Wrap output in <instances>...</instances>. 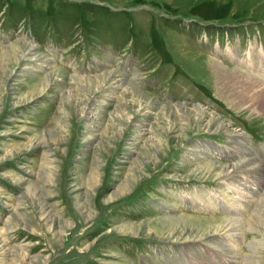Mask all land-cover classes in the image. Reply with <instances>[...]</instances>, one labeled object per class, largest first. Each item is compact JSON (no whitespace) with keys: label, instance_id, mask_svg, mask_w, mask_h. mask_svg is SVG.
<instances>
[{"label":"rangeland","instance_id":"1","mask_svg":"<svg viewBox=\"0 0 264 264\" xmlns=\"http://www.w3.org/2000/svg\"><path fill=\"white\" fill-rule=\"evenodd\" d=\"M252 47L264 0H0V264H264Z\"/></svg>","mask_w":264,"mask_h":264},{"label":"bare ground","instance_id":"2","mask_svg":"<svg viewBox=\"0 0 264 264\" xmlns=\"http://www.w3.org/2000/svg\"><path fill=\"white\" fill-rule=\"evenodd\" d=\"M256 51H257L256 48L252 47V48L249 49V52L247 53V57H248L247 61L248 62L246 61L245 65H246V69H247L248 75L242 73V71H241L242 68L241 67H238V68H240L238 71L234 70L233 72H231V75H232L233 79L238 80L237 83L245 85V86H247L249 88L262 87L261 90L259 91L260 95L255 99V104L258 106V109L264 115V79L261 78L262 77L261 75L264 73V69H262V67H264V61L260 60L258 57H256V59H255L254 56H251V53L252 52H256ZM227 54L229 56L232 55V53H230V51ZM237 59L238 60L233 61L235 64L240 63L239 61H243L244 60V58H243V60H241L240 54H239ZM231 60H234V58L231 57ZM211 63H213V65H214L215 62L211 61ZM216 65L219 66V67L223 66L221 63L219 64L218 61H216ZM260 65L262 66L261 68H260ZM253 70L257 71V73H258L257 75L258 76H253L251 74V73H254ZM195 110H196L195 113L198 116L199 120H202L203 117L205 116L204 111L201 108H199V107H195ZM217 123L219 124L217 119H212L209 122L208 128H211V127L214 128V126H216V128H214L216 131L218 129H219V131H220V129L222 131V128H221L222 123L220 122L221 125H218ZM233 138L236 139L235 145L237 144L239 146V149H244L243 152L246 153L247 158L244 161H242V162H240V163H238L236 165L231 166V169H233L235 172H237L238 170H242L243 172H246V174H248V178L249 177L254 178L252 176H255L256 179H258V178L260 179V177L263 174L262 170L264 168V165L258 164V162L255 159H252L253 157L251 158V154L248 153L249 151H246L245 143L244 144L242 143V140H244L243 135L235 134L233 136ZM227 177H229L231 179H237L238 184L240 183V181L238 180L239 178H237L235 175H228ZM246 177H245V179H248ZM260 188L261 189L264 188V184L263 183L262 184L259 183V189ZM262 197H263L262 200H264V195ZM225 223H226V225H224L225 226L224 229L228 233V237L230 236L232 238H236V236H237L236 233L238 232L237 224L238 223L242 224V221H240V220L239 221L226 220ZM233 236H235V237H233ZM221 247L225 248V246H223V245Z\"/></svg>","mask_w":264,"mask_h":264}]
</instances>
